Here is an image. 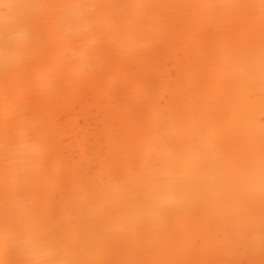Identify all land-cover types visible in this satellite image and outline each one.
Returning <instances> with one entry per match:
<instances>
[{
	"label": "snow or ice",
	"instance_id": "obj_1",
	"mask_svg": "<svg viewBox=\"0 0 264 264\" xmlns=\"http://www.w3.org/2000/svg\"><path fill=\"white\" fill-rule=\"evenodd\" d=\"M84 79L91 158L49 119ZM0 264H264V0H0Z\"/></svg>",
	"mask_w": 264,
	"mask_h": 264
},
{
	"label": "bare ground",
	"instance_id": "obj_2",
	"mask_svg": "<svg viewBox=\"0 0 264 264\" xmlns=\"http://www.w3.org/2000/svg\"><path fill=\"white\" fill-rule=\"evenodd\" d=\"M121 70L119 66L114 69L117 73ZM128 71L139 72L143 69L130 67ZM148 71L158 85L154 94L155 102L166 103L164 97L168 84L173 80L172 74H180L178 56L173 51L160 50L154 53L153 63ZM63 87V95L50 104L49 119L59 129L60 136L67 141L65 147L70 156H78L86 148L91 158L95 155L94 141L103 131L105 119L109 115L104 103L105 95L109 91L114 92V89L107 81L89 82L86 79L69 81ZM111 99L118 101L119 97L113 95ZM255 259L259 260V255Z\"/></svg>",
	"mask_w": 264,
	"mask_h": 264
}]
</instances>
